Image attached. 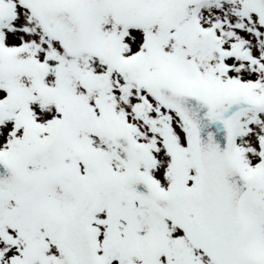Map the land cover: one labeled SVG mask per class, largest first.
Listing matches in <instances>:
<instances>
[{
    "label": "snow or ice",
    "instance_id": "1",
    "mask_svg": "<svg viewBox=\"0 0 264 264\" xmlns=\"http://www.w3.org/2000/svg\"><path fill=\"white\" fill-rule=\"evenodd\" d=\"M0 264H264V0H0Z\"/></svg>",
    "mask_w": 264,
    "mask_h": 264
}]
</instances>
